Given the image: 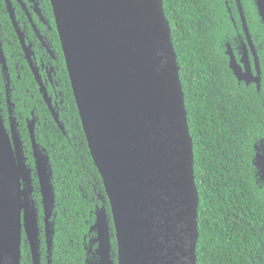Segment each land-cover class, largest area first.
I'll return each instance as SVG.
<instances>
[{
  "label": "water",
  "instance_id": "obj_1",
  "mask_svg": "<svg viewBox=\"0 0 264 264\" xmlns=\"http://www.w3.org/2000/svg\"><path fill=\"white\" fill-rule=\"evenodd\" d=\"M237 1L260 88L258 54ZM51 2L83 129L110 202L111 218L107 209L100 211L92 227L98 264H197L200 195L194 139L163 0ZM254 3L264 27V0ZM230 65L241 81L233 58ZM44 96L65 131L51 97L46 91ZM11 119L9 130L0 104V264H21L24 230L39 264L33 169ZM29 129L48 220L56 203L54 170L37 142L34 123ZM254 163L264 181V152Z\"/></svg>",
  "mask_w": 264,
  "mask_h": 264
},
{
  "label": "trees",
  "instance_id": "obj_2",
  "mask_svg": "<svg viewBox=\"0 0 264 264\" xmlns=\"http://www.w3.org/2000/svg\"><path fill=\"white\" fill-rule=\"evenodd\" d=\"M253 1L244 0V5L251 31L263 44L264 58V27ZM209 2L163 0L194 139V170L200 195L197 264H264V257L255 256L259 249L264 252V181L254 163L255 145L264 136V87L259 94L237 84L218 44V18ZM63 82L67 98L61 119L67 135L41 101L37 111L46 118L47 130L41 132L40 141L51 157L57 194L54 262L84 264L79 260L82 245L72 247L71 240L82 241L90 225L86 221L93 222L96 189L105 194V186L92 158L67 72ZM20 129L26 148L31 150L23 119ZM27 155L34 165L31 153L27 151ZM34 178L36 197L42 204L39 180L36 175ZM107 205L111 218L109 202ZM247 221L255 224L258 235L250 236L247 253L251 251L252 256L241 257L246 254V244L237 232L245 229L241 224ZM110 224L113 226L112 220ZM112 240L116 250L115 237ZM237 247L242 249L240 254ZM28 251L27 247L23 251L22 264Z\"/></svg>",
  "mask_w": 264,
  "mask_h": 264
},
{
  "label": "flooded vegetation",
  "instance_id": "obj_3",
  "mask_svg": "<svg viewBox=\"0 0 264 264\" xmlns=\"http://www.w3.org/2000/svg\"><path fill=\"white\" fill-rule=\"evenodd\" d=\"M240 2L243 5L244 14L252 36V42L259 58L261 69L260 88L258 83L254 81L258 75L255 56L244 30L238 1L210 0L209 4L214 8L216 17L218 18L219 28L217 29V32L220 36L218 44L223 53L226 55L228 66L231 69L237 84L240 88L255 89L259 94H261L264 87V58L262 57L263 44L258 41L251 31L244 0H240ZM258 19L260 20V17ZM231 58L235 60V66L238 67L242 77L241 81H239L238 77L235 75L234 69L230 65ZM66 72L69 76L62 41L58 31L51 0H0V104L8 129L11 130V117L15 121L16 126H18V132L27 156V163L33 169V195L39 208V264H55L54 251L56 241L57 194L54 214L47 220L44 214L43 202L40 204L36 197L34 175L37 177L38 175L35 169V158L29 127L31 123H34L37 142L46 149L44 152L50 157L47 147L40 141L41 132L47 130V121L45 120L46 118H41L37 108L38 103L43 101L47 105L48 111L50 112L55 124L64 135H67L66 126L61 119V111L63 113L67 98L63 85V76ZM45 91L48 96L51 97L54 108L59 112V117L65 126V131L62 130L54 118L52 111L45 100ZM20 119H23L26 123L27 130L29 132L31 150L26 148V144L22 138ZM46 137L48 138V135H46ZM263 141L264 136L255 145L254 162L257 154L259 152H264L262 147ZM49 144L50 143L48 142L47 145ZM27 151L31 153L34 165L29 162ZM39 191L42 197L40 183ZM96 194L97 197L93 198V200H95L94 207L91 210L93 222L91 223L89 220L86 221L87 223H90V225L88 231L83 235L81 242L80 238L78 239L79 241L77 240L78 242L73 239L71 240L72 247H78L80 244L82 245V248L79 249L82 252V256L79 257V260H83L84 264H98L100 256L97 254V232L94 229L92 230V227L96 222L97 213L105 211V209L110 212L107 205L109 199L106 191L104 194L101 189H96ZM241 225L245 226V229L241 227V229L237 232V236L239 240H244L246 245L244 246L243 251H245L246 254L240 256L244 257L248 255L250 257L252 256L251 251L250 253H247L248 244H251L250 236L258 235V231L253 229V226L255 225L253 222L247 221ZM111 227L112 233L114 232V229L113 226ZM113 238L114 236H112V239ZM262 246L264 247V242ZM26 247L29 251L24 257L26 259L24 264H35L31 242L24 230L21 264L23 260V251ZM237 249L239 252L238 254H240L242 249L239 247H237ZM114 251L117 252V249H114ZM258 253H255V256L258 259L264 257L263 249H259Z\"/></svg>",
  "mask_w": 264,
  "mask_h": 264
}]
</instances>
